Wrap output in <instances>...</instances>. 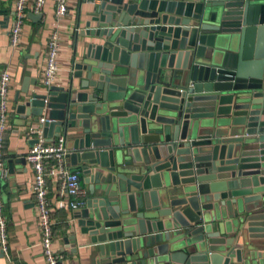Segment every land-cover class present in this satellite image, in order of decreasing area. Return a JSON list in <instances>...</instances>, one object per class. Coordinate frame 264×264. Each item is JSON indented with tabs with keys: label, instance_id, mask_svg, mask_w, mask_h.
Instances as JSON below:
<instances>
[{
	"label": "water",
	"instance_id": "water-1",
	"mask_svg": "<svg viewBox=\"0 0 264 264\" xmlns=\"http://www.w3.org/2000/svg\"><path fill=\"white\" fill-rule=\"evenodd\" d=\"M89 17L67 86L17 112L48 109L83 173L90 264H264V0H100Z\"/></svg>",
	"mask_w": 264,
	"mask_h": 264
},
{
	"label": "crops",
	"instance_id": "crops-1",
	"mask_svg": "<svg viewBox=\"0 0 264 264\" xmlns=\"http://www.w3.org/2000/svg\"><path fill=\"white\" fill-rule=\"evenodd\" d=\"M0 2L1 8L5 10L0 13V74L5 69L11 73L9 117L4 130L3 151L6 160L12 155L26 156L33 142L29 126H36L37 122L34 116L22 117L17 112V106L32 95L48 94V89L43 84V70L51 33L56 30L61 37L58 59L60 69L55 85L67 86L73 70L75 50L81 51L83 42L89 40L79 33L86 29L89 14L100 0H67L68 13L62 17L56 15L55 0H47L44 9L39 12L43 16L38 18L29 15L30 12L33 13V0H28L27 18L20 42L15 49L10 46L13 0ZM44 116L48 117V109ZM45 132L49 135L50 129ZM67 165L83 178V173L68 158ZM9 171L7 169L8 177L0 183L3 215L6 220L5 248L0 236V264H48L41 243L43 233L32 190V166L28 160L26 164L17 161L16 164L9 165ZM48 181L49 198L53 207V246L60 255L59 264H90L89 250L82 245L84 243L77 224V214L81 209L72 211L57 207L56 202L62 198L60 180L51 177ZM83 188L88 196V185L84 182Z\"/></svg>",
	"mask_w": 264,
	"mask_h": 264
},
{
	"label": "built area",
	"instance_id": "built-area-1",
	"mask_svg": "<svg viewBox=\"0 0 264 264\" xmlns=\"http://www.w3.org/2000/svg\"><path fill=\"white\" fill-rule=\"evenodd\" d=\"M47 0H33V13L41 12ZM56 15L62 17L68 13L67 0H55ZM13 24L10 30V46L18 47L21 34L27 18L28 0H13ZM60 34L53 31L48 41L46 63L43 70V84L48 89L47 99L49 102V90L55 85L59 72ZM11 84V73L5 69L0 74V183L7 176L4 156V130L9 117V93ZM48 117L40 116L36 126H29L30 136L33 138L31 147L26 155L31 164L34 179L32 190L36 199V206L42 228V247L48 264H59L60 255L56 253L53 246V220L52 204L49 198L51 177L60 180L61 197L56 206L77 211L86 205V190L80 184L78 172L67 165L66 139L59 135L51 141L46 136L43 124ZM0 236L3 248L6 247V220L3 215V203L0 192Z\"/></svg>",
	"mask_w": 264,
	"mask_h": 264
}]
</instances>
